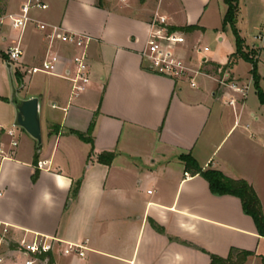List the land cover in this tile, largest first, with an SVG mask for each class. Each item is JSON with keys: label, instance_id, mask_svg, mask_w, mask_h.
Wrapping results in <instances>:
<instances>
[{"label": "crops", "instance_id": "crops-1", "mask_svg": "<svg viewBox=\"0 0 264 264\" xmlns=\"http://www.w3.org/2000/svg\"><path fill=\"white\" fill-rule=\"evenodd\" d=\"M30 1L10 6L6 0L5 12L18 15ZM37 1L48 7L30 11L32 22L22 35L0 29L1 227L7 225L16 240L47 238L56 246L53 264H211V255L228 258L233 249L252 253L245 264H263L264 237L241 200L214 195L181 160L190 154L203 170L247 181L264 211V104L252 64L236 55L233 31L223 30L225 0H103L102 6L97 0ZM237 4L236 28L244 51L257 61L264 93V0ZM159 17L170 28L197 27L185 32L182 55L189 60L190 39L209 34L227 40L230 54L203 57L204 79L196 87L153 74L142 52ZM39 24L92 38L90 83L78 95L63 76L27 73L56 53L63 58L59 73L71 75L78 53L51 43ZM17 45L23 51L13 66L17 86L23 85L19 96L41 102L39 152L24 131L12 148L6 132L15 122L7 51ZM241 61L251 65L246 73L236 69ZM227 76L244 95L220 84ZM91 126L93 144L71 134H86ZM105 152L114 154L110 165L98 162ZM68 244L85 245L84 257L64 254ZM0 264L24 261L6 255Z\"/></svg>", "mask_w": 264, "mask_h": 264}, {"label": "built area", "instance_id": "built-area-1", "mask_svg": "<svg viewBox=\"0 0 264 264\" xmlns=\"http://www.w3.org/2000/svg\"><path fill=\"white\" fill-rule=\"evenodd\" d=\"M47 5L36 1L32 4L29 2L21 8V13L18 15H6L0 18V29L5 25L10 24L13 29L21 32V35L32 22L30 11L33 8L46 10ZM39 28L43 32H47V38L51 43L58 41L63 45L70 46L78 49V53L73 55L71 63L73 66L72 74L62 75L59 73L60 65L63 58L56 53L49 54V56L42 62L40 66L30 68L28 74L45 73L49 75L63 76L70 80L73 86V94L85 90L86 86L90 83L89 76V54L88 49L92 42V38L67 31L61 26H49L47 24H39ZM260 39V37H259ZM187 42V35L180 30H172L165 17L155 18L150 24V33L144 51L142 52L143 61L147 64V69L161 77L171 79L175 82L189 81L192 87H196L194 74H199L200 69H193L189 63V59L182 55L183 47ZM208 52V49H204ZM196 53L201 54L200 47ZM8 62L15 66L23 56V51L19 45L10 47L7 51ZM226 76V74H225ZM220 84L228 86L235 93L243 94L245 90L238 87L236 83L230 82V76L220 81ZM231 105L236 104V99L230 101ZM16 128V127H15ZM15 128L7 130L10 137L11 147L17 148L19 141L17 139V132ZM4 151L0 149V156ZM5 157L2 156V159ZM42 167V163H40ZM188 176V173L185 174ZM54 244L48 242L47 238H41L38 242H32L23 237L16 240L13 234L9 231L8 226L2 228L0 225V262H3L6 255L13 254L19 259L24 261V264H37L42 260V257H48L53 252ZM86 250L85 245L68 244L63 253L66 255L74 254L79 257H84Z\"/></svg>", "mask_w": 264, "mask_h": 264}, {"label": "trees", "instance_id": "trees-1", "mask_svg": "<svg viewBox=\"0 0 264 264\" xmlns=\"http://www.w3.org/2000/svg\"><path fill=\"white\" fill-rule=\"evenodd\" d=\"M144 2L145 0H141ZM103 0H98V5L102 6ZM227 5V12L224 17L223 30L230 28L236 38L237 52L244 60L252 64V75L254 79V85L257 89L259 99L262 104H264V93L260 88L259 82L260 77L257 70V61L250 56L249 53L244 51L243 40L240 37L238 30L236 28L237 22V12L238 4L237 0H225ZM197 27H183V28H172V30H180L183 32H193ZM7 60V59H6ZM231 64H228L230 67ZM22 82V78H20ZM71 134L76 135L80 140L93 144L92 139V126L88 133L84 134L78 131H71ZM41 148H37V152ZM92 155V154H91ZM98 162L106 165H110L114 159L113 153H102L98 156ZM181 160L185 163V168L187 171H192L194 175L202 176L208 183L211 192L216 196L231 195L238 197L241 200L243 211L246 215L250 216L257 228L258 234L264 237V211L262 207L261 200L255 191V189L245 180H235L225 176L222 172L218 170H203L196 160L189 154L181 156ZM81 185V180L77 182L74 188V194H76ZM252 255L250 252L239 251L233 249L228 258H222L216 255H211V264H245L248 258ZM53 264V259L51 258L50 263ZM264 264V259H263Z\"/></svg>", "mask_w": 264, "mask_h": 264}, {"label": "rangeland", "instance_id": "rangeland-1", "mask_svg": "<svg viewBox=\"0 0 264 264\" xmlns=\"http://www.w3.org/2000/svg\"><path fill=\"white\" fill-rule=\"evenodd\" d=\"M21 0H7L8 5L10 6H15L16 4H18ZM37 0H32L30 1L32 4L36 3ZM98 1V0H97ZM7 3L6 0H0V18L4 17L7 15V13L5 12V9L7 7ZM4 27H8L11 30V37H15L19 35V31L15 30L12 28V26L10 24L5 25ZM200 42V43H199ZM199 42H196L193 39H190V44H188L187 48H186V53L188 55V57L191 59L189 60V63L191 64V67L193 69H200V73L199 74H194V79L195 82L197 84L202 83L204 77L201 75V73H203L206 70V64H203L200 67V62L203 59V57H207L212 58L214 56L215 53L217 52H221L222 58H226V56H228L230 53L229 52V42L226 40L224 43H220L217 39H216V35L215 34H209L207 36H205L202 40H200ZM200 47V49L202 50L201 54H196V50ZM208 47L209 48V52L205 53L204 52V48ZM77 49V48H76ZM78 51V49H77ZM195 54V59H193V56ZM251 57H253L255 59V57L253 55H251ZM238 68V69H237ZM251 68V65L246 63L245 61H241L240 65L238 67H236L237 71L240 73H246L247 70H249ZM8 75V73H7ZM218 81L220 79V77H217ZM9 81V78H8ZM218 84V92L221 91L220 85ZM19 87V86H18ZM9 88H10V81H9ZM11 128H15L14 126ZM16 132L18 133H22L23 130L19 129V128H15ZM10 140V138H9ZM56 251V246H54L53 248V252H51L48 257H42V260L40 262L42 263H46L49 264L50 260L52 258L53 253ZM13 255V254H11Z\"/></svg>", "mask_w": 264, "mask_h": 264}, {"label": "water", "instance_id": "water-1", "mask_svg": "<svg viewBox=\"0 0 264 264\" xmlns=\"http://www.w3.org/2000/svg\"><path fill=\"white\" fill-rule=\"evenodd\" d=\"M12 94L10 98L11 104L15 109L14 127L22 129L37 144V148H41L43 144V132L41 125V102L38 98L22 99L19 96V90L13 73V65L7 62Z\"/></svg>", "mask_w": 264, "mask_h": 264}]
</instances>
